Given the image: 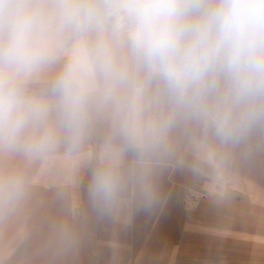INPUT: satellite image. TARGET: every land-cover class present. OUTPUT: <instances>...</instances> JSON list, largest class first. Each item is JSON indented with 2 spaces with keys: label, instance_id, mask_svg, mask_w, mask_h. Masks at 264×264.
<instances>
[{
  "label": "clouds",
  "instance_id": "9594fccd",
  "mask_svg": "<svg viewBox=\"0 0 264 264\" xmlns=\"http://www.w3.org/2000/svg\"><path fill=\"white\" fill-rule=\"evenodd\" d=\"M97 129L101 214L154 204L177 133L212 155L264 137V0H0V151L76 155ZM26 189L0 171V211Z\"/></svg>",
  "mask_w": 264,
  "mask_h": 264
},
{
  "label": "crops",
  "instance_id": "0c3cea01",
  "mask_svg": "<svg viewBox=\"0 0 264 264\" xmlns=\"http://www.w3.org/2000/svg\"><path fill=\"white\" fill-rule=\"evenodd\" d=\"M102 135L97 129L76 155L0 151V171L27 178L24 198L0 211V264H264V137L212 155L177 133L155 172L154 204L101 214L87 189ZM190 190L204 198L188 210L182 199ZM65 223L73 233L67 245L54 240Z\"/></svg>",
  "mask_w": 264,
  "mask_h": 264
},
{
  "label": "built area",
  "instance_id": "2783aa9c",
  "mask_svg": "<svg viewBox=\"0 0 264 264\" xmlns=\"http://www.w3.org/2000/svg\"><path fill=\"white\" fill-rule=\"evenodd\" d=\"M202 196L196 191H188L182 200V204L186 209H193L197 206Z\"/></svg>",
  "mask_w": 264,
  "mask_h": 264
},
{
  "label": "rangeland",
  "instance_id": "374dc122",
  "mask_svg": "<svg viewBox=\"0 0 264 264\" xmlns=\"http://www.w3.org/2000/svg\"><path fill=\"white\" fill-rule=\"evenodd\" d=\"M197 193H198V192H197ZM198 194H200V193H198ZM200 195L202 196V197L200 198V201H201V199L204 198V195H202V194H200ZM183 197H184V196H183ZM182 200H183V199H182ZM200 201H199V202H200ZM182 206H183V204H182ZM183 207H184V206H183ZM184 208H185V207H184ZM185 209H186V208H185ZM188 210H191V209H188ZM125 264H127V263H125Z\"/></svg>",
  "mask_w": 264,
  "mask_h": 264
}]
</instances>
